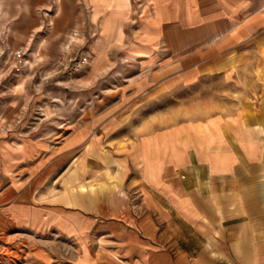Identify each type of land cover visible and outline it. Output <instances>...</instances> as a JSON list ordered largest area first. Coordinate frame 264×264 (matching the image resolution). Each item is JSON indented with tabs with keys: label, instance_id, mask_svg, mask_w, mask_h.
<instances>
[{
	"label": "crops",
	"instance_id": "crops-1",
	"mask_svg": "<svg viewBox=\"0 0 264 264\" xmlns=\"http://www.w3.org/2000/svg\"><path fill=\"white\" fill-rule=\"evenodd\" d=\"M25 13L41 21L11 22ZM18 28L29 45L33 31H93L80 76L120 79L89 117L36 131L30 103L0 107V216L39 237L42 260L68 249L74 264H264V0H0V50ZM211 77L232 100L197 117L161 111Z\"/></svg>",
	"mask_w": 264,
	"mask_h": 264
},
{
	"label": "rangeland",
	"instance_id": "rangeland-1",
	"mask_svg": "<svg viewBox=\"0 0 264 264\" xmlns=\"http://www.w3.org/2000/svg\"><path fill=\"white\" fill-rule=\"evenodd\" d=\"M48 18L49 22H53L55 13H50ZM56 20L64 23L63 25L71 23L72 14H65ZM37 21H41L40 14L25 13L16 14L11 22L30 26ZM21 32L22 30L18 28L12 36L6 33L5 37L10 38L15 45L10 49L3 47L0 50V62L9 57L11 61L16 59L10 64V66L16 64L14 71L12 70L7 77H0L2 115L8 114L9 111L6 110L8 105L24 106L30 103L35 112L32 117L35 131L40 129L39 125L43 121L58 123L83 115L87 118L90 116L88 103L100 100L106 86L116 85L120 81L107 77L98 79L94 85L90 84L92 80L80 76L85 65H88V41L92 38L93 31L87 29L33 31L35 40L32 45L24 44ZM20 48H25L27 52L23 55L18 54ZM126 65L128 66L127 62L114 63L112 70H124ZM19 68L36 69L38 72L21 74L17 71ZM241 68L248 69L249 63H242ZM93 85L97 92L93 91ZM232 92L231 86L227 87L217 77L206 78L191 88L178 90L169 98L163 99L161 111L167 110L163 109L164 106H170L172 117H197L209 111L206 109L209 101L218 100L223 96L232 100ZM38 243L39 237L25 235L0 216V264H74L68 249H45L47 257L42 260L41 249H37Z\"/></svg>",
	"mask_w": 264,
	"mask_h": 264
},
{
	"label": "built area",
	"instance_id": "built-area-1",
	"mask_svg": "<svg viewBox=\"0 0 264 264\" xmlns=\"http://www.w3.org/2000/svg\"><path fill=\"white\" fill-rule=\"evenodd\" d=\"M27 52V50L25 49V48H20L19 50H18V54H20V55H23V54H25Z\"/></svg>",
	"mask_w": 264,
	"mask_h": 264
},
{
	"label": "bare ground",
	"instance_id": "bare-ground-1",
	"mask_svg": "<svg viewBox=\"0 0 264 264\" xmlns=\"http://www.w3.org/2000/svg\"><path fill=\"white\" fill-rule=\"evenodd\" d=\"M47 49V48H46Z\"/></svg>",
	"mask_w": 264,
	"mask_h": 264
}]
</instances>
